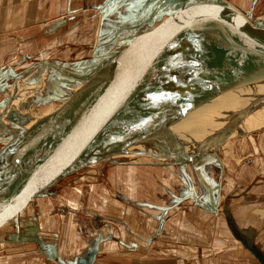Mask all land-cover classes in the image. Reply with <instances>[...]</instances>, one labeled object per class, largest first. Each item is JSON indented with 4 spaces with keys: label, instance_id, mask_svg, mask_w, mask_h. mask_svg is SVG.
<instances>
[{
    "label": "water",
    "instance_id": "water-1",
    "mask_svg": "<svg viewBox=\"0 0 264 264\" xmlns=\"http://www.w3.org/2000/svg\"><path fill=\"white\" fill-rule=\"evenodd\" d=\"M178 1L185 6L182 22L170 26L174 28H157L151 22L148 31L86 66L42 61L20 73L13 67L0 72L5 84L1 91L6 93L0 101V221L59 181L99 163L141 155L170 161L187 154L198 162L242 136L237 131L246 119L264 108V18L251 24L249 13L227 0ZM189 5L201 8L195 26L183 16ZM189 21L191 29L178 28ZM33 80L34 87L20 88ZM51 83L59 88L57 110L29 115L12 109L20 94L38 93L44 101L42 94ZM241 92L246 97L226 117H200L211 126L201 129L196 139L180 132L191 114ZM213 119L219 125L211 132ZM223 208L230 233L264 264L255 233L239 227L227 202ZM21 241L43 244L35 236ZM95 255L91 250L83 264H92ZM50 257L57 260L54 253Z\"/></svg>",
    "mask_w": 264,
    "mask_h": 264
},
{
    "label": "crops",
    "instance_id": "crops-1",
    "mask_svg": "<svg viewBox=\"0 0 264 264\" xmlns=\"http://www.w3.org/2000/svg\"><path fill=\"white\" fill-rule=\"evenodd\" d=\"M227 1L234 3L232 0ZM76 2L77 0H40L39 2L42 10L41 20L48 24L46 27L60 23L59 21H64L60 27L64 28L67 24L70 27L69 31L64 32L63 35L59 33V29L52 34L53 37H50L54 38L53 46L47 51L44 50L48 61L64 62L63 60L67 59L69 54L64 42L67 43L69 40L75 42L77 37L83 38L82 24L78 23L74 26L69 23L74 20L70 18L78 12L75 8ZM169 2L168 6H171V3L173 5L179 1ZM191 7L192 5H189L187 8ZM188 9L183 16L187 14V20H194L195 26V18L201 17L199 15L201 8ZM190 12L191 15H188ZM195 12L198 14L194 16ZM174 15L175 12L169 16ZM6 16H9L7 20H5ZM14 17L16 13L0 14V32L30 29L26 25L16 26L17 19ZM159 17L155 18V26L163 28L159 26ZM249 18L252 22L256 20L255 17L249 16ZM167 20L171 21L169 17ZM175 20L178 22V17ZM8 25L11 27L6 28ZM170 26L166 28H174ZM178 28L191 29L192 24L189 21ZM3 44L4 42L0 41V45ZM6 63L7 67L4 70L0 67V72H6L13 64L21 62ZM73 66H79V64L73 62ZM50 74L48 72L47 76H51ZM3 86L5 84L1 80L0 91ZM31 87H34V84L23 83L20 86L21 89ZM0 94L2 99L6 95L3 91ZM47 94L48 92H43L42 95ZM17 98L19 103L17 110L20 113L32 115L37 114L38 110L46 112L43 106L45 101H41L38 93L29 97L20 94ZM55 105H58V102ZM248 122L246 121L241 129L242 137L233 139V141H242L239 144L241 152H236L234 149L233 160L230 157L232 161H228L229 153L221 157L217 152L210 159L203 158L202 162L206 165L201 163L204 170L198 172L199 183L197 184L191 183L188 174L138 179L141 189L145 190L139 193L140 197L135 198L134 203H130L133 202L134 197L127 198L121 194L111 197L107 181L91 182L92 184H88L90 192L85 193L84 196L85 201L79 202L76 208L67 206L69 210L71 209L70 212L55 214L53 217L47 211L41 214V209L37 207L40 201L47 202L48 200L45 199H51L53 196H43L40 200L36 198L37 213L35 216L24 218L20 225L24 232L18 230L12 233L5 232L0 239V250L8 244L31 243L39 247L23 252V249L18 250L11 255L0 251V264H83L84 258L91 250H96V257L92 264H257L249 251L245 250L232 235L228 236L224 227L220 228L219 223L220 218L225 219L223 207L227 202L239 227L243 231L254 232L256 244L264 251V131L257 135L251 134L255 130L250 129L249 124L252 123L248 124ZM262 128L259 125L258 131ZM244 156H246L243 159L244 165L238 166L237 163H240V158ZM232 164L235 170L231 168ZM200 175L204 183L200 180ZM99 185L103 186V189L93 194L92 198H94L91 200L89 195L93 192V187L96 188ZM149 187L151 190L147 191ZM160 191L162 194H159ZM82 202H85L86 206L84 212L81 211ZM214 205L215 208H213ZM50 217L58 218L59 223L56 225L55 221L52 224L54 228L56 227L54 233H50L52 236H44V231L42 232L39 228L38 219L42 224L45 223L46 228V225L52 222ZM19 220L20 218L17 217V224ZM27 236L38 237L43 244L21 241ZM167 248H171L169 251L173 252V255L167 253ZM50 253H54L57 260H52Z\"/></svg>",
    "mask_w": 264,
    "mask_h": 264
},
{
    "label": "rangeland",
    "instance_id": "rangeland-1",
    "mask_svg": "<svg viewBox=\"0 0 264 264\" xmlns=\"http://www.w3.org/2000/svg\"><path fill=\"white\" fill-rule=\"evenodd\" d=\"M162 1L163 0H77L75 8L76 10H78V12L76 15L70 18V20H72L73 18L74 20L70 21L69 23H72V25L74 26L78 23L82 24L81 28L83 38L81 39L77 37V40H75V42H71V40H69L67 43L64 42L67 45L69 54L67 56V59L63 60L64 62L61 63L72 64L73 62H75L84 66L91 64L94 62V60L105 57L108 52L116 49L118 45H127L130 38H136L137 35H141L142 33L148 31V28L151 27V22L152 25H156V16H160L158 18L159 26H162L163 28H166V26H170V22H172L175 26L177 23H181V11H183L182 8L185 6V4L182 2H178L177 4L173 5L171 3V6H168L170 5L169 1H171L169 0L166 1L165 4L160 6V3H162ZM232 1L236 5L242 6L243 4L244 6L242 7L249 13V16L251 18H264V0ZM39 2L40 0H0V14L5 15L6 13H16V17H14V19H17L16 26L20 27L26 25L29 26L28 28H30L20 31L0 32V41L4 42L3 45H0V67L3 70L7 67L6 62L8 61L21 62L19 64L15 63L12 65L13 69H15L17 73L31 69L37 62H49L50 60L48 61L46 59L47 57H45L46 54H44V50L47 51L51 46H53L52 40H54V38L50 37H53L52 34L57 32L59 29V33H61V35H63L64 32L69 31L70 27L68 26V24L64 28H54V25H56V23L50 25L49 27H46L48 24L43 23L41 20L42 10L40 9L41 4ZM176 11L178 12L176 13ZM34 12H36V15H34ZM174 12V16H169ZM165 15L167 16L165 17ZM33 16H35L34 19ZM8 17L9 16H6L5 20H7ZM102 17L103 19H101ZM168 17L171 19V21L167 20ZM177 17L178 22H176L175 20ZM9 27L11 26L8 25V27L6 28ZM27 34L29 36H25ZM51 58L52 54L50 59ZM43 80L48 82V78H46V76H43ZM23 81L28 80L25 79ZM59 82H61V80H59ZM31 83H33L34 85L36 84L34 82ZM45 89L46 92H50V94H47L45 96L46 98L44 100L45 102L43 103V106L45 107L47 114H50L54 110H57V107L60 106V104L55 105L58 101L55 100V96L59 88H57L54 83H51V85H48V87H46ZM76 89H73L72 91H75ZM227 99H229V96H226V98L224 99H217L213 103L216 105H224ZM1 100L2 97L0 94V101ZM18 106L19 105L17 104L16 106H13L12 109L18 111ZM208 114H217L222 116V113L214 108L207 110L204 115L207 116ZM217 115H215L214 118ZM250 117L251 118H247L246 121H249L248 124L252 123L249 124V126L251 127L250 129L255 130L254 133L251 134L257 135L259 132L264 131V108L261 110H256L255 114ZM212 121L214 123L210 128L211 132L219 125V122L216 121V119H213ZM204 122L205 121L201 122L202 127H200L202 129L211 126L209 125L211 122H207L205 124ZM259 125H261V127L263 128L262 130L258 131ZM237 132L243 134L241 130ZM241 143L242 141H233V139H231L225 146L222 145V148L217 149L218 151H216L215 153L218 152L221 157L224 156L223 154L227 155L229 153L228 161L230 160V157L233 160L234 149H236V152H241V147L239 145ZM156 154L165 156L162 153ZM188 155L189 154H187V156L183 155L182 157L173 158L170 159V161L156 158V156L152 157L149 155H141L140 157L134 156L126 158H114L110 161L99 163L95 167L87 168L80 173L68 176V178L56 183V186H54L53 189L49 190L43 195H50L53 197L51 199L46 198L45 200H48L47 202H45L44 200L40 201L41 203L37 207L41 209V214L42 212L47 211L48 214H52V217L55 214H66L71 210H69V206L76 208L78 203L84 200L85 193L88 194L90 192V186L88 184H92L91 182L107 181L109 183L108 188H110V190L108 189V191L111 197L117 196L119 194L124 195L127 198L134 197L133 202L129 201L130 203H134L135 198L140 197L139 193L142 192V190H145L144 188L141 189V184L138 179L185 176V174H188L190 175L189 180H191V183L197 184L199 183L197 174L198 172L200 173L204 170L202 169L201 163L203 165L206 164L205 162H202V159L198 162H193L191 159L192 157H189ZM211 157L212 155L210 154L205 158L210 159ZM244 158H246V156L240 158V163H237L238 166L244 165ZM210 164L211 163H209V165ZM231 168L235 170L234 164H232ZM201 176L202 175H200V180L204 183V180H202ZM134 179H136L137 181H135ZM151 186L153 189V185ZM93 189V192H91L89 195L91 200H93L94 198H92L93 194L98 193V190L103 189V186L99 185L96 188L93 187ZM150 190L151 189L149 187L147 191ZM160 193L162 194V191H160L159 194ZM43 196L41 195L38 199L40 200V198H43ZM37 202L38 201H36V199L31 200L29 204L24 207L25 210L22 209L11 214L10 217L2 219L0 221V239L3 238L5 232L12 233L16 232L17 230L19 232H24V229L20 227V225L21 223H23L24 218L28 216H35V214L37 213L35 203ZM96 203L97 202L95 201L94 204L96 205ZM85 207V202H82L81 211H86ZM17 217L20 218L18 224ZM49 219L52 218L50 217ZM40 221L41 220L38 219L39 228L42 232L44 231L43 235L52 236L50 233H54L56 229V227L54 228L52 224L56 221V225H58V218H53L52 222L46 225V228L45 223L42 224ZM220 221V228L223 229L224 227L227 235L231 236L232 234L229 231L226 220L224 218H220ZM57 229L59 228L57 227ZM220 232H222V230H220ZM4 238L9 239L8 237ZM38 247L39 246H37L36 244L31 243L21 245L8 244L5 247L6 249L4 248L0 251L4 252L3 254L7 253L11 255L13 254V252H17L18 250L23 249V252L31 250L32 248L37 249ZM170 249L171 248H167V253L171 255L173 252L169 251ZM216 249L215 252L217 251ZM255 262L259 264L257 260Z\"/></svg>",
    "mask_w": 264,
    "mask_h": 264
},
{
    "label": "bare ground",
    "instance_id": "bare-ground-1",
    "mask_svg": "<svg viewBox=\"0 0 264 264\" xmlns=\"http://www.w3.org/2000/svg\"><path fill=\"white\" fill-rule=\"evenodd\" d=\"M248 20L251 24H254V22H252L250 18H248ZM257 89L262 90V89H260V87H258ZM262 91H264V90H262ZM226 96H229V99H227V101L224 103V105L214 104L213 102H215L217 100L216 99V100H213L212 103H210V105H207L205 108L199 109L198 111L200 112V114H198V116H195V114L198 113V111L191 114L190 116H188L185 119L186 124L184 126L180 127V128H184V130L181 129L180 132L188 131L192 136H194V139H196L197 138L196 135L199 134L201 129H202L201 128L202 127L201 126L202 121H200L199 119H200V117L205 116L204 114L207 110H210L213 108L217 109L219 112L222 113V116L226 117L230 112H232L234 109H236V108H238V106H240L239 104L246 97V92H241L238 94L237 93H231V94H226ZM226 96H223L220 99H224V98H226ZM17 104H19L18 101H16L15 104L12 105V107L16 106ZM177 126H175V127H177ZM162 142H163V140H162ZM163 146L165 147L164 144H163ZM22 209L25 210V208H22Z\"/></svg>",
    "mask_w": 264,
    "mask_h": 264
},
{
    "label": "snow or ice",
    "instance_id": "snow-or-ice-1",
    "mask_svg": "<svg viewBox=\"0 0 264 264\" xmlns=\"http://www.w3.org/2000/svg\"><path fill=\"white\" fill-rule=\"evenodd\" d=\"M154 100L163 99V97H153Z\"/></svg>",
    "mask_w": 264,
    "mask_h": 264
},
{
    "label": "flooded vegetation",
    "instance_id": "flooded-vegetation-1",
    "mask_svg": "<svg viewBox=\"0 0 264 264\" xmlns=\"http://www.w3.org/2000/svg\"><path fill=\"white\" fill-rule=\"evenodd\" d=\"M245 10V9H244Z\"/></svg>",
    "mask_w": 264,
    "mask_h": 264
}]
</instances>
